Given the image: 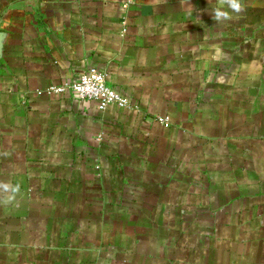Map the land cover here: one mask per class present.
<instances>
[{
	"label": "crops",
	"instance_id": "obj_1",
	"mask_svg": "<svg viewBox=\"0 0 264 264\" xmlns=\"http://www.w3.org/2000/svg\"><path fill=\"white\" fill-rule=\"evenodd\" d=\"M0 264H264V0H0Z\"/></svg>",
	"mask_w": 264,
	"mask_h": 264
},
{
	"label": "built area",
	"instance_id": "obj_2",
	"mask_svg": "<svg viewBox=\"0 0 264 264\" xmlns=\"http://www.w3.org/2000/svg\"><path fill=\"white\" fill-rule=\"evenodd\" d=\"M106 79L107 77L104 73L88 70L76 82L63 87H53L48 91V94H63L66 90H70L79 101L97 102L101 111L111 107H116L120 110L129 109V100L110 88ZM159 122L166 123V120L159 118Z\"/></svg>",
	"mask_w": 264,
	"mask_h": 264
},
{
	"label": "clouds",
	"instance_id": "obj_3",
	"mask_svg": "<svg viewBox=\"0 0 264 264\" xmlns=\"http://www.w3.org/2000/svg\"><path fill=\"white\" fill-rule=\"evenodd\" d=\"M229 7L233 10V11H236V12H239L241 10L240 8V5L238 2H233V3H230ZM227 18V14L224 13V12H221L219 10L215 11L214 13V19L219 21L221 19H226Z\"/></svg>",
	"mask_w": 264,
	"mask_h": 264
},
{
	"label": "water",
	"instance_id": "obj_4",
	"mask_svg": "<svg viewBox=\"0 0 264 264\" xmlns=\"http://www.w3.org/2000/svg\"><path fill=\"white\" fill-rule=\"evenodd\" d=\"M40 2L41 0H26L27 4L34 6V7H37L40 4Z\"/></svg>",
	"mask_w": 264,
	"mask_h": 264
}]
</instances>
